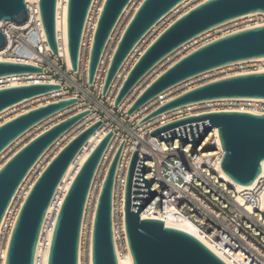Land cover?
Returning <instances> with one entry per match:
<instances>
[{
	"label": "water",
	"instance_id": "95a60500",
	"mask_svg": "<svg viewBox=\"0 0 264 264\" xmlns=\"http://www.w3.org/2000/svg\"><path fill=\"white\" fill-rule=\"evenodd\" d=\"M93 0H69L68 48L74 71L78 70L86 18ZM187 0H142L124 29L111 58L102 95L106 96L119 70L141 40L166 15ZM132 0H105L94 35L88 83L95 80L108 40ZM48 43L58 55L57 0H39ZM264 12V0H206L175 19L142 52L133 64L114 100L121 105L131 90L155 67L194 38L248 14ZM29 11L26 0H0V50L7 45L2 22L24 24ZM264 57V25L242 30L205 44L171 63L139 94L128 115L186 80L239 61ZM42 73L39 66L0 61V77ZM60 84L27 83L0 89V113L34 98L61 90ZM228 98L264 99V72L220 78L179 94L151 112L141 124L178 107ZM78 97L63 98L31 108L0 125V156L32 129L79 103ZM92 113L84 109L61 119L31 138L0 168V226L19 188L46 152L66 133ZM138 123V124H140ZM103 125L98 120L78 131L51 160L31 185L18 214L5 264H35L42 228L51 203L70 165ZM217 128L223 157L221 168L237 184L249 186L262 173L264 161V114L213 111L173 120L150 132L160 140L179 138L196 149ZM113 137L106 134L93 148L75 175L54 224L48 264H79L80 235L86 204L96 171ZM123 141L108 168L98 197L94 220L93 264H119L113 231V193ZM135 150L125 184L124 214L133 264H227L194 235L167 226L161 219L141 213L158 195L144 178L146 165Z\"/></svg>",
	"mask_w": 264,
	"mask_h": 264
},
{
	"label": "built area",
	"instance_id": "2783aa9c",
	"mask_svg": "<svg viewBox=\"0 0 264 264\" xmlns=\"http://www.w3.org/2000/svg\"><path fill=\"white\" fill-rule=\"evenodd\" d=\"M192 1L193 0H187L184 2V5L181 4L176 7L172 12L163 17L146 36L153 35L155 39L177 19L180 14H184L192 7L206 0H200L196 4L186 7ZM104 2L105 0L92 1L84 25L77 71H74L73 68L68 69L64 58L55 55L52 49L46 50L47 54L44 55L45 59L40 62L39 67L43 69L42 77L58 79L59 84L62 86L61 90L34 98L0 113L1 125L7 121V117H10L9 119L15 117L13 116L15 114L14 112L19 109V106L24 108L34 105L41 99L44 100L42 104H47L51 101H57L63 98L78 97L80 100L79 103L59 113L57 121L54 123L59 122L70 114L80 112L84 109H91L92 113L77 125L81 128L78 131L98 120H102L103 125L100 130L106 129V134L110 131L113 132V137L103 155L90 189V191L92 190L96 195L98 193V196L88 197L86 204L80 235L79 264H93L92 242L94 221L92 222L89 215L94 210L95 200L97 199L98 201L112 159L123 141L125 145L118 164L113 193V231L118 257L124 256L127 252H130L125 227L124 196L128 167L133 152L137 150L139 152V158L145 160L146 173L144 174V178L147 179L148 183L151 185L150 189L158 192V195L143 211H148L152 217H144L142 212L141 216L143 218L158 219V216H171L179 220L191 222L197 227L203 239L222 257L228 258L236 264H264V161L262 162V173L254 183L249 186H243L242 189H238L235 185L236 183L223 175L221 162L224 152L221 147L217 128H214L212 132L209 133L210 136L208 138L206 137V140H203L196 149L193 147L192 142L185 144L178 137L173 141H166L150 135L152 130L162 124L205 112L239 111L264 114V99L228 98L205 101L178 107L145 124L140 123L147 115L169 100L193 88L220 78L264 72L261 71L262 67H264V62L255 59L244 60L198 75L152 99L134 114L128 115L127 111L132 106L133 102L148 84L153 81L147 80V77L156 72V67L131 90L120 106H114V100L123 84L124 78L138 57L142 54V51H139V49L141 43L144 42L145 36L119 70L115 80L110 86L108 94L106 96L102 95V88L111 58L125 29H121V24L127 12L125 11L111 33L102 54L94 83L92 85L88 83L89 59ZM133 2L134 0H132L128 8ZM183 8H185V10L180 13L179 16L177 15L172 19V16L176 15V13ZM68 10L69 0H57L56 22L59 51L61 49L62 40L61 31L58 28V20L62 19L64 30L68 38ZM28 11L29 18L27 22L36 24L38 28V31L32 32L31 35H29V31L28 34H26L27 36L19 35L21 31H26V28L19 26L20 24L8 21L2 25L3 32L7 37V45L4 49L7 48L6 52L8 54H18L20 52L23 55H27L32 53L35 51L36 47L30 42V37H38L40 43L41 40L39 38L42 39L43 35L46 36L39 0L33 4V9L28 6ZM263 25L264 12H256L234 19L192 39L172 53L165 61L173 57H175V61H177L193 50L216 39ZM7 28H10L9 30L12 32V38L5 32ZM154 39H152L151 42ZM42 41L44 44H49L47 39L46 41ZM51 61H55L57 67L62 70V72L66 71L67 75L65 74L63 76L56 68L51 67L49 64ZM69 78H74L78 84L82 86L81 88L88 89L90 93L96 96L94 98L106 103L108 109L113 113L117 112L118 118L116 117L115 120H109V117L103 110L98 112L99 109L96 107L95 102L84 97L81 89L72 85L69 82ZM206 78L209 79L205 80ZM31 82L32 81L27 83ZM47 82L53 83L51 80H44V82L41 83ZM4 87H8V85L4 82H0V89ZM71 89H74L73 92ZM42 104H36V106ZM36 106L34 105L31 108ZM29 109L21 110L20 113ZM54 123L46 125L44 130ZM124 125H126V128ZM142 131L146 134L139 138V134ZM215 131L217 133H215ZM66 137L64 135L59 139L37 162L9 206L0 226V264H5L6 262L12 232L21 206L25 200L23 199V195L24 193L27 195L25 190L27 183L30 182L32 177H34V180L38 178L45 168L43 164L46 158L51 155L54 147L62 145L63 142L67 140ZM70 139H68L66 143ZM115 143H118L117 148L114 147ZM132 145H135V147L133 148ZM81 251L82 262L80 260Z\"/></svg>",
	"mask_w": 264,
	"mask_h": 264
},
{
	"label": "bare ground",
	"instance_id": "6f19581e",
	"mask_svg": "<svg viewBox=\"0 0 264 264\" xmlns=\"http://www.w3.org/2000/svg\"><path fill=\"white\" fill-rule=\"evenodd\" d=\"M38 0H26L28 6L33 9V4L35 2H37ZM185 3H182V5H184ZM140 5V4H139ZM139 5L135 8V11L137 10V8L139 7ZM128 10V7L126 8L125 11ZM134 13L132 14V16L130 17L129 21L131 20V18L133 17ZM181 15V14H180ZM179 16V15H178ZM128 21V23H129ZM5 22H2V25H4ZM19 26H22V28H26V31H21L19 33V35H23V36H27L26 34H28L29 31V35L32 34V32H35L36 30L38 31V28L36 26V24L33 23H24V24H20ZM58 28L61 31V49L58 53L57 56L59 57H63L65 60V63L68 67V69L72 68V64H71V60H70V54H69V48H68V38L66 35V32L64 30V23L61 20H58ZM10 28L5 29V32H7V34L10 36V38H12V32L9 30ZM63 30H64V34H63ZM38 34V33H37ZM35 36V35H33ZM32 37V36H31ZM30 37V42L34 45L35 51H33L32 53H29L27 55H23L20 52L18 54H8L6 52V49H2L0 50V61H21L24 63H28V64H32V65H36L39 66L40 62L42 60L45 59L44 55H46V50H50L51 47L49 44H44L42 40L46 41V36L43 35V38H39L41 40V42L39 43L38 41V37L35 36V38H31ZM12 48V47H11ZM143 52V51H142ZM255 60H261L264 62V57H260V58H255ZM171 63H173V61H171ZM50 66L53 68H56V70L58 72H60L63 76L66 74L67 72H62V70H60L57 67V64L55 61H51L49 62ZM261 71H264V67H262ZM162 71H156L153 74V77H147L149 78L148 80H154L156 78V76H158ZM44 80H51L54 84H59L58 79L55 78H43L42 77V73H34V72H30V73H26V74H22V75H10V76H4V77H0V82H4L6 85L8 86H18V85H23L27 82H44ZM69 82L76 86L77 88L81 89V91L83 92V96L86 98H89L91 100H93L95 102L96 107L101 108L109 117H112L114 120L116 119V116H114L113 112L108 109L107 107H105L101 101L97 100L96 98H94L92 96V94L88 91V89L85 88H81L82 86H80L78 84V82L74 79V78H69ZM60 91V90H59ZM169 97V96H168ZM40 103L38 104H42L44 103V100H40ZM11 108H9L8 110H10ZM20 113H16L13 116H18ZM59 115H56L54 117H52L51 119H48L47 121H44L43 123H41L39 125V127H35L32 131L37 130L38 128H42L44 130V128L46 127V125L48 123H53L54 121H56V119L58 118ZM12 117V116H11ZM10 117H7V121L10 120ZM124 127L126 128V125H124ZM81 129L79 126H76L75 128H73L71 131H69L68 133L65 134V137L68 139L72 138L73 136H75V134L78 132V130ZM43 130L36 132L34 135L37 136L39 133H41ZM31 131V132H32ZM106 129L103 130H99L97 135H94L91 137V139L89 140L88 144L84 146L83 151L78 155V157H76V159L73 161V163L70 165L63 181L60 183L58 190L56 192L55 198L53 200V202L51 203L47 216H46V220L44 222L43 228H42V232H41V237H40V241L38 244V249H37V259H36V263L35 264H48V255H49V248H50V242H51V238H52V234H53V230H54V224H55V220L57 217V213L59 212L61 203L64 199V196L67 192V190L69 189L71 182L73 181L75 175L77 174V172L79 171L80 167L82 166V164L84 163V161L88 158L89 154L91 153V151L93 150V148L100 142V140L106 135ZM214 133V132H213ZM215 133H217L215 131ZM30 134V132L27 133V135ZM145 132L142 131L139 134V138L140 136L143 137L145 136ZM26 134L24 136H27ZM33 136V137H35ZM210 135L207 136V138ZM32 137V138H33ZM23 137H21L19 140H17L15 143H17L18 141L22 140ZM206 139H204L205 141ZM14 143V144H15ZM13 146V145H11ZM10 146V147H11ZM64 146V145H63ZM62 145H59L57 147H54L53 151H52V157L57 154V152L63 147ZM118 143L114 144V147L117 148ZM9 147V148H10ZM132 147L134 148L135 145ZM8 150V149H7ZM6 151H4L1 156L5 153ZM0 156V157H1ZM51 157V158H52ZM51 160V159H50ZM2 166V165H1ZM0 166V168H1ZM224 177H226L227 179H230L228 175H226L223 172ZM35 182V180L33 182H28L27 186L25 188L26 193H28L31 185ZM237 186L238 189H242L243 185L240 184H235ZM23 199H25L26 194L24 193L23 195ZM92 196L97 197V195L91 190L90 194H89V198H91ZM97 206V199L94 202V210L91 212V214L89 215V218L92 220V222L94 221L95 218V214H96V210L95 207ZM263 207H264V203H263ZM145 210V209H144ZM144 217H152V215H150V213H148V211L143 212ZM158 219L163 220L167 226L170 227H174V228H178L181 230H184L192 235H194L196 238H198L201 242H203L206 246H208L213 252H215L220 258H222L227 264H236L234 262H232L230 259L228 258H224L222 257L217 251H215L213 249V247L207 243L202 235L199 233L197 227L192 224L191 222L188 221H184V220H179L176 218H173L171 216H167V217H159ZM80 260L82 262V251L80 252ZM119 264H133V259L131 256L130 252H127L124 256H120L119 257Z\"/></svg>",
	"mask_w": 264,
	"mask_h": 264
},
{
	"label": "rangeland",
	"instance_id": "374dc122",
	"mask_svg": "<svg viewBox=\"0 0 264 264\" xmlns=\"http://www.w3.org/2000/svg\"><path fill=\"white\" fill-rule=\"evenodd\" d=\"M200 0H193L190 4H188L186 7H188V6H192L193 4H196L197 2H199ZM142 2V0H134V2H133V4L128 8V10H127V12L125 13V16H124V19H123V22H122V24H121V29H123V28H125V26H127V24H128V21H129V19H130V17L132 16V14L134 13V10H135V8L140 4ZM185 10V8H183V9H181L180 11H178L177 13H176V15H174V16H172V19H174L177 15H179L180 13H182L183 11ZM152 39H154V36L152 35V36H150V35H148V36H146L145 38H144V42H142L141 43V45H140V49H139V51H143L147 46H148V44H150L151 43V40ZM175 57H173V58H170L169 60H167V61H163V63H160L157 67H156V71H163V70H165L170 64H171V61H175ZM150 77H153V75H151ZM211 78V77H210ZM213 78V77H212ZM149 78H147V80H148ZM209 78H206L205 80H208ZM80 80V79H79ZM73 90L74 89H71V91L73 92ZM92 94V93H91ZM92 96L93 97H96V96H94L93 94H92ZM98 100V99H97ZM100 101V100H99ZM38 103H40V102H37L36 104H38ZM36 104H34L35 106H36ZM102 104L106 107V103H103L102 102ZM34 105H30V106H27V107H22V106H19L18 108V110H16L14 113L16 114V112L17 113H20L21 112V110H26V109H29V108H31L32 106H34ZM98 109H99V111L98 112H100L102 109L101 108H99L98 107ZM114 114V116H116L117 118H118V115H117V112H115V113H113ZM109 117V116H108ZM109 120H113V118L112 117H109ZM56 121H57V119H56ZM56 121H54V122H56ZM53 122V123H54ZM49 124H52V123H48L47 125H49ZM41 130H43L42 128H38L37 130H34V131H32V132H30V134H28L27 136H23V138H22V140H20V141H18L17 143H15V144H13V146H11L10 148H8V150H6V152L0 157V166L1 165H3L4 163H5V161L10 157V156H12L16 151H18L24 144H26L33 136H35L34 134L36 133V132H39V131H41ZM69 139V138H68ZM67 139V140H68ZM66 140V141H67ZM66 141H64L63 142V144H62V146L63 145H65L66 144ZM52 155V154H51ZM49 156L48 158H46V160H45V162H44V164H43V166H46V164L50 161V159H51V157L52 156ZM34 181V177H32L31 179H30V182H33Z\"/></svg>",
	"mask_w": 264,
	"mask_h": 264
}]
</instances>
